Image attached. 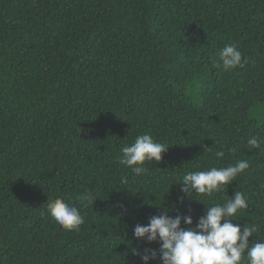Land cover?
Returning <instances> with one entry per match:
<instances>
[{"label":"trees","instance_id":"1","mask_svg":"<svg viewBox=\"0 0 264 264\" xmlns=\"http://www.w3.org/2000/svg\"><path fill=\"white\" fill-rule=\"evenodd\" d=\"M232 43L247 63L225 71L218 53ZM145 133L169 148L133 174L120 148ZM254 135L264 139V0H0V264H143L130 249L159 244L136 240L137 224L170 209L195 227L235 191L249 207L233 223L255 222L259 242ZM237 160L250 167L212 197L181 191L185 172ZM86 192L96 199L82 206ZM56 198L81 210L79 230L48 214Z\"/></svg>","mask_w":264,"mask_h":264},{"label":"clouds","instance_id":"2","mask_svg":"<svg viewBox=\"0 0 264 264\" xmlns=\"http://www.w3.org/2000/svg\"><path fill=\"white\" fill-rule=\"evenodd\" d=\"M218 56L225 71L243 67L247 63L234 43L224 45ZM220 66V63L216 65ZM262 144L264 139L259 135L247 139L249 150L260 149ZM168 148V144L156 141L147 133L138 135L133 143L120 148L118 163L129 168L133 174H140L145 171L143 167L145 162L161 161L162 153ZM229 150L236 152L238 149L234 146ZM210 151L212 149L206 150ZM213 154L216 157L224 156L223 151H215ZM249 167L247 160H237L227 167L187 171L178 183L183 185L181 191L189 198L193 191L197 196L203 194L212 197ZM95 199L92 192L77 197L82 206L92 204ZM248 207L249 201L245 193L235 191L226 202L207 206L205 214L199 218L195 227H191L193 225L191 215L173 217L168 214L170 209H165L163 214L152 216L146 225L137 224L133 230L136 240L156 242L159 244L158 249L145 248L141 252L132 247L131 255L138 256L143 264L157 260L159 264H264V238L261 237L259 242H249V237L260 233L257 224L255 222L245 224L242 230L239 223H233L236 221L234 217ZM47 212L67 231L79 230L85 222L81 210L61 198L49 202ZM182 221L188 227H182Z\"/></svg>","mask_w":264,"mask_h":264}]
</instances>
